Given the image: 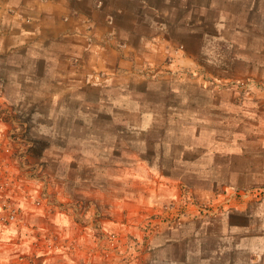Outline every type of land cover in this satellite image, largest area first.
Returning a JSON list of instances; mask_svg holds the SVG:
<instances>
[{
    "label": "rangeland",
    "instance_id": "rangeland-1",
    "mask_svg": "<svg viewBox=\"0 0 264 264\" xmlns=\"http://www.w3.org/2000/svg\"><path fill=\"white\" fill-rule=\"evenodd\" d=\"M71 2L86 16L92 53L76 84L83 87L44 89L35 81L21 90V103L0 102V221L29 183L92 228L110 221L119 203H139V236L123 240L107 229L121 253L110 252L105 264L118 255L129 264L160 245L158 256L179 262L180 243L166 249L151 241L179 228L188 212L202 214V204L224 207V196L264 189L257 181L264 0ZM105 46L108 58L100 62L96 51ZM19 92L8 90L14 99ZM250 197L232 202L262 203ZM207 251L190 240V264ZM245 252L236 249L237 264H248Z\"/></svg>",
    "mask_w": 264,
    "mask_h": 264
},
{
    "label": "crops",
    "instance_id": "crops-1",
    "mask_svg": "<svg viewBox=\"0 0 264 264\" xmlns=\"http://www.w3.org/2000/svg\"><path fill=\"white\" fill-rule=\"evenodd\" d=\"M84 17L71 0H0V102L21 103V90L33 87L35 81L36 88L83 87L76 84L84 82L83 66L92 56ZM102 33L95 38L96 47L102 46ZM104 48L96 51L100 62L108 58L109 50ZM11 89L20 90L17 99L8 94ZM258 134L264 153V123ZM261 163L257 181L264 185V157ZM39 190L29 183L25 193L13 200L18 218L0 221V264H83L85 252L93 244L94 228L87 225L89 221L79 224L76 214L51 204L49 196H42ZM232 201L222 204L224 207L214 204L212 215L188 212L179 228L151 241L164 243L166 249L180 243L185 248L184 259L177 262L167 255L158 256L160 245L151 256L133 258L129 264H190L187 254L192 239L203 253L208 250L206 255L214 250L212 257H198V264H237L234 256L240 247L248 253V264H264V202ZM118 205L102 226L120 233L123 240L127 235L138 237V221L145 216L139 203ZM210 237L216 241L213 247L206 245Z\"/></svg>",
    "mask_w": 264,
    "mask_h": 264
},
{
    "label": "built area",
    "instance_id": "built-area-1",
    "mask_svg": "<svg viewBox=\"0 0 264 264\" xmlns=\"http://www.w3.org/2000/svg\"><path fill=\"white\" fill-rule=\"evenodd\" d=\"M237 196H239L240 199H249L251 198L250 196H253L257 201L264 202V189L256 188L255 190L247 191L244 193H231L227 196H224L225 198L222 199L221 204H229ZM7 206L8 207L6 209V212H8V214L5 218L7 220L6 222L15 221L19 216V210L10 209L9 204H7ZM214 208V204H202L200 206V211L202 212V214L212 215ZM94 231L99 234L97 237V239L99 240V245H96L95 249L88 252L86 257L84 258L85 261L83 264H105L106 261H110L111 259L109 258L110 252H113L116 255L121 253L117 246L116 235L113 232H109L102 226V224L95 226ZM96 250H98L99 253L95 252ZM117 257L114 260L112 259V261H117L116 263L113 262L114 264H126V260L123 257L119 255Z\"/></svg>",
    "mask_w": 264,
    "mask_h": 264
}]
</instances>
